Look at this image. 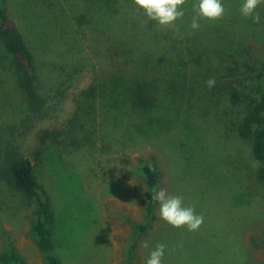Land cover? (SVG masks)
Returning <instances> with one entry per match:
<instances>
[{"label":"rangeland","instance_id":"374dc122","mask_svg":"<svg viewBox=\"0 0 264 264\" xmlns=\"http://www.w3.org/2000/svg\"><path fill=\"white\" fill-rule=\"evenodd\" d=\"M52 3L57 8H50ZM232 4L240 6V0H224L225 20ZM1 7L9 25L37 54L40 88L54 110L31 130L20 128L23 97L11 68L13 57L0 44V149L16 138L29 154L37 148L39 127L63 130L36 170L55 214L54 254L61 264H145L151 250L143 247L145 241L151 247L166 245L163 264H264V188L256 195L248 192L241 177L257 163L248 145L227 130L237 108L209 91L206 82L194 92L191 85L180 84L202 77H173L158 63L172 53L157 47L150 51L156 65L147 80L164 109L137 113L103 97L91 114L90 99L79 94L93 82V70L110 68L90 48V26L77 20L86 14L81 0H3ZM258 11L264 24V5ZM158 29L169 31L157 26L142 36L147 44L153 46ZM246 40L255 60L251 65L264 74L263 37L249 31ZM3 164L0 153V173ZM146 165L161 174L155 192L183 197L204 217L198 231L166 224L157 201L154 216L147 217ZM141 225L149 227L147 233L138 231ZM11 249L27 264H46L28 207L0 182V264Z\"/></svg>","mask_w":264,"mask_h":264},{"label":"trees","instance_id":"16d2710c","mask_svg":"<svg viewBox=\"0 0 264 264\" xmlns=\"http://www.w3.org/2000/svg\"><path fill=\"white\" fill-rule=\"evenodd\" d=\"M81 2L86 14L77 16V20L90 26V48H95L96 56L100 54L99 63L105 61L104 65L107 64L110 68L109 71L103 67L93 70V82L79 94L80 99H90L91 114L96 100L103 97L118 101L117 105L137 113L150 114L164 109V102L147 79L150 78L148 73L154 71L153 66L156 65V57L150 52L151 48H168L169 52L165 51V55L172 53L171 60L158 63L170 75L177 79L197 74L202 77L201 82L180 80V84L191 85L190 90L194 92L203 86L202 82L213 79L215 85L209 91H216L219 97L238 109L236 116L231 117V126H227V130L240 142L248 145L252 159L257 163L256 169L251 167L241 177V181L247 185L251 195H256L264 188V74H256V69L251 65V61H255L253 53L246 46L249 31L264 39V24H256L242 17L239 4H232L233 7L229 5L231 11L226 20L223 17L215 21L202 20L201 28L192 31L189 24L195 15L192 7L194 0H187L184 17L170 26L167 33L164 29H158L151 46L143 37L156 30L157 25L135 8L132 0ZM2 3L3 0H0V44L13 57L11 68L23 97L19 124L22 130L28 131L36 124L48 120L54 106L40 88L37 54L28 46L20 31L9 25ZM51 7L57 8L54 3L50 4ZM142 48L148 50L143 51ZM222 48L223 52L220 51ZM92 61L94 60L90 57V63ZM84 69L82 66L78 72L81 73ZM67 77L72 76L67 74ZM57 93L63 95L60 90ZM63 134V130L56 126L39 127L36 130L37 148L29 154L21 150L16 138H8L5 149H0L4 156L0 182L18 195L28 207L36 244L45 256L46 264L61 262L54 254L55 214L50 197L37 178L36 170L44 150L50 144H58ZM0 137L4 135L0 134ZM142 170L150 190L146 215L153 217L157 204L153 196L161 174L157 168L148 165ZM148 229L145 225L138 227V231L144 233ZM1 259L4 264H27L14 249Z\"/></svg>","mask_w":264,"mask_h":264},{"label":"clouds","instance_id":"9594fccd","mask_svg":"<svg viewBox=\"0 0 264 264\" xmlns=\"http://www.w3.org/2000/svg\"><path fill=\"white\" fill-rule=\"evenodd\" d=\"M186 2L187 0H132L135 8L141 10L148 20L155 22L161 28H168L184 17ZM260 5H264V0H240L239 13L242 17L259 24ZM192 7L195 12L189 24L192 31L201 28L200 21L219 20L225 13L224 0H194ZM206 83L209 88L215 85L213 79H209ZM153 199L159 203L160 219L173 228L196 232L204 222V217L197 214L194 207L185 205L181 196L171 195L166 190L160 189L155 192ZM143 247L151 248L145 264H163L165 244L160 243L151 247L150 241H145Z\"/></svg>","mask_w":264,"mask_h":264}]
</instances>
